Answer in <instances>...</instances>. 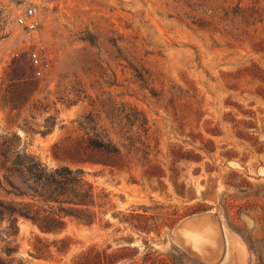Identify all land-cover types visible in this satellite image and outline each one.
<instances>
[{"label": "rangeland", "instance_id": "1", "mask_svg": "<svg viewBox=\"0 0 264 264\" xmlns=\"http://www.w3.org/2000/svg\"><path fill=\"white\" fill-rule=\"evenodd\" d=\"M4 140L94 192L93 222L1 233L4 264H264V0H0Z\"/></svg>", "mask_w": 264, "mask_h": 264}, {"label": "trees", "instance_id": "2", "mask_svg": "<svg viewBox=\"0 0 264 264\" xmlns=\"http://www.w3.org/2000/svg\"><path fill=\"white\" fill-rule=\"evenodd\" d=\"M19 60L16 58L14 64ZM141 127L144 129L143 123ZM87 148L99 154L93 160L125 166V154L112 143L90 138ZM93 203V189L79 171L47 169L19 153L10 140L0 141V234L17 235L20 218L30 220L42 232L61 233L70 218L93 222Z\"/></svg>", "mask_w": 264, "mask_h": 264}, {"label": "bare ground", "instance_id": "3", "mask_svg": "<svg viewBox=\"0 0 264 264\" xmlns=\"http://www.w3.org/2000/svg\"><path fill=\"white\" fill-rule=\"evenodd\" d=\"M178 230L188 242L194 241L198 249L201 248L202 239L210 241L217 237L216 229L206 219L188 218Z\"/></svg>", "mask_w": 264, "mask_h": 264}, {"label": "built area", "instance_id": "4", "mask_svg": "<svg viewBox=\"0 0 264 264\" xmlns=\"http://www.w3.org/2000/svg\"><path fill=\"white\" fill-rule=\"evenodd\" d=\"M33 14V9H29L24 16H21L19 19L20 23H24Z\"/></svg>", "mask_w": 264, "mask_h": 264}]
</instances>
